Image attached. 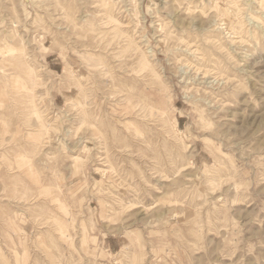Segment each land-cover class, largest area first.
I'll return each instance as SVG.
<instances>
[{"label":"rangeland","instance_id":"rangeland-1","mask_svg":"<svg viewBox=\"0 0 264 264\" xmlns=\"http://www.w3.org/2000/svg\"><path fill=\"white\" fill-rule=\"evenodd\" d=\"M0 264H264V0H0Z\"/></svg>","mask_w":264,"mask_h":264}]
</instances>
